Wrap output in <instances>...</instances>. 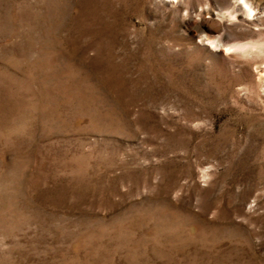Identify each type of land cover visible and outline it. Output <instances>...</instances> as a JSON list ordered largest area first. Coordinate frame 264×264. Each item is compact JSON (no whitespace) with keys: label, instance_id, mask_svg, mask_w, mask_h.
Here are the masks:
<instances>
[{"label":"rangeland","instance_id":"rangeland-1","mask_svg":"<svg viewBox=\"0 0 264 264\" xmlns=\"http://www.w3.org/2000/svg\"><path fill=\"white\" fill-rule=\"evenodd\" d=\"M0 264H264V0H0Z\"/></svg>","mask_w":264,"mask_h":264}]
</instances>
